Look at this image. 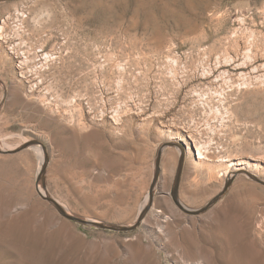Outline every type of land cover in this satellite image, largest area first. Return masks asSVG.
<instances>
[{"label":"rangeland","instance_id":"374dc122","mask_svg":"<svg viewBox=\"0 0 264 264\" xmlns=\"http://www.w3.org/2000/svg\"><path fill=\"white\" fill-rule=\"evenodd\" d=\"M32 140L0 153V264H264V0H0V148ZM159 149L132 230L38 191L130 225Z\"/></svg>","mask_w":264,"mask_h":264},{"label":"water","instance_id":"95a60500","mask_svg":"<svg viewBox=\"0 0 264 264\" xmlns=\"http://www.w3.org/2000/svg\"><path fill=\"white\" fill-rule=\"evenodd\" d=\"M30 144H38L42 147L44 154H45V160L47 159V155H46V150L44 145L37 141V140H32V141H28L25 142L24 144L20 145V147H17L15 149H1L0 148V153H13L19 150H22L26 147H28ZM168 145H175L178 146L180 149V157L177 163V168H176V172H175V176H174V180H173V185L170 191L171 197L173 199V201L180 207L182 208L185 212L189 213V214H198L200 212H203L204 210H206L208 207H210L220 196V194H218L217 196H215L213 199H211L208 203H206L203 207L198 208V209H189V208H185L183 207L179 200H178V188H179V184H180V178H181V173H182V168H183V162H184V152H183V146L178 145L176 143H169ZM160 157H161V150L159 149V151L157 152V156H156V162H155V172H154V178H153V183L151 185L150 191H149V197H148V205L146 207H144L142 209V211L139 213L136 221H134L132 224L130 225H117V224H106L100 221H95V220H91V219H86L71 213H68L61 205L60 203H58L55 199H53L50 196L47 195H42L43 198H45L47 201H49L54 207L55 209L59 212V214L67 219H70L72 221H75L77 223H80L82 225H89V226H94V227H99V228H104V229H112V230H116V231H129L132 230L134 228H136L140 222L142 221V218L145 214V212L151 207L152 203H153V198H154V192H153V187H154V182L156 181L158 174H159V163H160ZM244 173H246L250 178H252L253 180L261 183L264 185V180L257 177L256 175L243 170Z\"/></svg>","mask_w":264,"mask_h":264},{"label":"bare ground","instance_id":"6f19581e","mask_svg":"<svg viewBox=\"0 0 264 264\" xmlns=\"http://www.w3.org/2000/svg\"><path fill=\"white\" fill-rule=\"evenodd\" d=\"M174 143H176V144H178V145H180L181 146V144H179V143H177V142H174ZM2 149V148H1ZM36 149V151L38 152V155H39V157H40V159H43L42 158V151L38 148V147H36L35 148ZM183 152H184V154L185 155H191L193 152H192V150H191V148L188 146V145H184L183 146ZM232 164V163H231ZM237 170V167H233V170ZM233 170L231 171V172H229V174H228V176H230L231 175V173L233 172ZM232 175H233V173H232ZM38 187V191L40 192V194L41 195H46V193H45V191H44V189L40 186V185H38L37 186ZM58 202V201H57ZM59 203V202H58ZM61 205V204H60Z\"/></svg>","mask_w":264,"mask_h":264}]
</instances>
